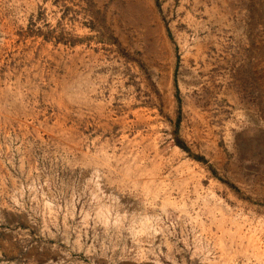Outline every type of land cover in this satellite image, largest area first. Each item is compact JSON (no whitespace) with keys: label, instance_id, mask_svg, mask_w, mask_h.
<instances>
[{"label":"rangeland","instance_id":"374dc122","mask_svg":"<svg viewBox=\"0 0 264 264\" xmlns=\"http://www.w3.org/2000/svg\"><path fill=\"white\" fill-rule=\"evenodd\" d=\"M0 264H264V0H0Z\"/></svg>","mask_w":264,"mask_h":264},{"label":"trees","instance_id":"16d2710c","mask_svg":"<svg viewBox=\"0 0 264 264\" xmlns=\"http://www.w3.org/2000/svg\"><path fill=\"white\" fill-rule=\"evenodd\" d=\"M176 145H178L182 149H185L184 146L182 145V143L179 140H177V139H176Z\"/></svg>","mask_w":264,"mask_h":264}]
</instances>
